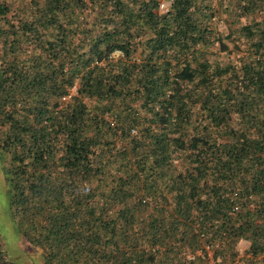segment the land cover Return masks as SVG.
<instances>
[{
  "label": "trees",
  "instance_id": "obj_1",
  "mask_svg": "<svg viewBox=\"0 0 264 264\" xmlns=\"http://www.w3.org/2000/svg\"><path fill=\"white\" fill-rule=\"evenodd\" d=\"M0 168L42 264H264V0H0Z\"/></svg>",
  "mask_w": 264,
  "mask_h": 264
},
{
  "label": "rangeland",
  "instance_id": "obj_2",
  "mask_svg": "<svg viewBox=\"0 0 264 264\" xmlns=\"http://www.w3.org/2000/svg\"><path fill=\"white\" fill-rule=\"evenodd\" d=\"M217 29L223 34L227 32L226 26L223 24H217ZM216 50L217 48H215ZM220 57H223L224 61L226 60L224 53ZM9 203L8 187L4 182L0 168V248L5 251L8 260L14 264H42L41 251L36 248H30L18 233ZM248 247L249 243L243 240L235 245V250L238 253V264H243L241 262L243 257L250 258V255L246 254ZM210 263L212 264L213 262L211 261Z\"/></svg>",
  "mask_w": 264,
  "mask_h": 264
},
{
  "label": "built area",
  "instance_id": "obj_3",
  "mask_svg": "<svg viewBox=\"0 0 264 264\" xmlns=\"http://www.w3.org/2000/svg\"><path fill=\"white\" fill-rule=\"evenodd\" d=\"M160 7H161V9H166V8H165L166 6H165L164 4H161Z\"/></svg>",
  "mask_w": 264,
  "mask_h": 264
}]
</instances>
